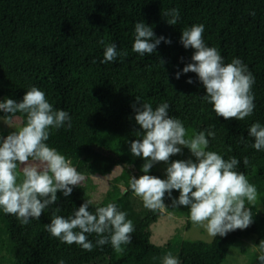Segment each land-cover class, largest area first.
Wrapping results in <instances>:
<instances>
[{"label": "trees", "instance_id": "obj_1", "mask_svg": "<svg viewBox=\"0 0 264 264\" xmlns=\"http://www.w3.org/2000/svg\"><path fill=\"white\" fill-rule=\"evenodd\" d=\"M172 8L180 12L174 26L164 16ZM141 21L153 28L156 37L171 43L161 41L151 55L133 52L134 25ZM193 24L204 25L206 46L215 47L225 63L239 58L252 73L255 109L251 116L227 121L217 117L203 99L205 90L194 73L175 78L191 63L193 50L179 41L181 31ZM107 44L128 55L101 63ZM189 78L192 84L186 82ZM33 86L45 93L54 109L71 117L70 128L50 129L49 147L70 159L87 179L122 169L102 200L89 210L113 202L127 213L135 230L123 254L110 244L95 246V234L88 236L94 244L91 252L53 238L44 225L50 223L55 208L66 217L85 202L86 189L79 184L68 197L58 192L57 203L27 225L0 210V264H58L60 259L65 264H160L159 258L169 252L181 264H222L239 238L254 235L264 240V213L246 202L253 223L245 230L217 236L210 243L174 237L164 246H155L149 241V228L163 212L139 208L131 189L124 190L129 176L143 174L145 162L130 152L131 141L139 138L133 109L134 104L139 107V98L153 109L169 104V115L179 119L189 134L214 126L210 130L216 136L209 138L207 150L240 161L236 170L256 186L264 204V150L253 149L254 140L247 135L251 124L264 126V0H0V102H20ZM4 115L0 113V120ZM15 118L21 123L25 117L17 113ZM244 157L250 161L247 167ZM148 174L164 179L154 167ZM178 196L173 190L172 197ZM164 204L165 211L189 217L187 207L173 208L167 194Z\"/></svg>", "mask_w": 264, "mask_h": 264}, {"label": "clouds", "instance_id": "obj_2", "mask_svg": "<svg viewBox=\"0 0 264 264\" xmlns=\"http://www.w3.org/2000/svg\"><path fill=\"white\" fill-rule=\"evenodd\" d=\"M164 16L171 26L180 20L176 8L165 11ZM204 31L203 24H193L181 31L180 44L185 49L191 48L193 54L191 63L177 72L175 78L194 73L205 90L203 99L212 106L217 117L226 121L244 120L255 109L252 92L255 79L239 58L225 63L215 47L206 46ZM161 41L171 43L163 36L156 37L153 28L143 21L135 23L133 52L151 55ZM100 43L105 44L103 40ZM127 55L126 50L118 52L114 44H107L101 63ZM186 82L192 84L193 80L189 78ZM136 102L139 107L133 105L134 120L139 131L135 134L139 138L131 141L130 152L145 162L140 169L143 174L138 178L129 176L128 188L124 190L130 188L141 199L143 207L152 211L166 210L164 198L167 194L173 208L187 207L190 220L213 239L237 229H247L253 223V215L246 202L257 203V188L244 173L236 170L240 161L235 157L225 160L216 151L207 150L209 138L216 136L215 131L210 130L214 126L189 134L179 119L169 115V104L160 103L153 109L139 98ZM0 113L5 114L2 118L7 124L13 122L17 113L25 117L16 130L7 136L0 134V210L27 225L57 203L58 192L68 197L73 188L85 180L70 159L46 143L50 129L71 127V117L64 110L54 109L45 93L35 86L25 92L20 102L13 99L0 102ZM247 135L254 140L253 149L264 150V126L251 124ZM241 142L247 143L243 138ZM184 148L195 162L187 159L169 163L170 157L181 155ZM160 162L167 165L166 179L148 174ZM249 163L248 157H244L243 164L247 167ZM173 190L179 192L178 198L172 197ZM91 205L92 201L85 200L66 217L58 215L61 209L55 208L50 223L44 225L45 230L61 243L76 244L88 252L94 248L88 236L95 234V246L110 244L116 253L123 254L135 230L132 221L126 219L127 213L119 211L113 202L95 207L94 212L89 210ZM249 248L256 253L259 264H264V240ZM159 259L160 264H181L171 252ZM58 264H65V261L60 259Z\"/></svg>", "mask_w": 264, "mask_h": 264}, {"label": "rangeland", "instance_id": "obj_3", "mask_svg": "<svg viewBox=\"0 0 264 264\" xmlns=\"http://www.w3.org/2000/svg\"><path fill=\"white\" fill-rule=\"evenodd\" d=\"M20 126L19 118L13 119L11 124L5 123V120H0V131L10 133L16 130ZM192 159L195 162V158L191 156L188 149H182L181 155L170 157L169 163L175 160H187ZM156 171L166 179L165 168L166 164L163 162L157 163L153 166ZM122 169L120 167L115 168L112 174L107 176H90L89 179L85 177V180L80 184L86 189V199L92 201L95 204L102 200L103 195L107 192L110 187L112 180L121 174ZM136 204L139 208H142V201L140 198L135 196ZM258 211L264 213L263 200L258 196L257 203ZM161 214L157 221L153 223L150 228L149 241L155 246H164L172 238H180L187 241H199L210 243L213 238L207 236L204 229L194 224L190 217L184 215H178L174 212H167L161 209ZM189 225V226H188ZM259 241L254 235L243 236L239 238L236 243L230 248L225 261L222 264H259L256 260V253H254L249 246L251 244H258ZM1 255H5V251H2Z\"/></svg>", "mask_w": 264, "mask_h": 264}]
</instances>
